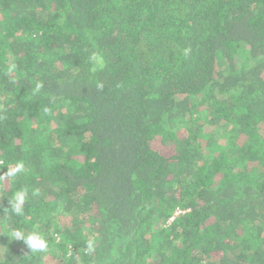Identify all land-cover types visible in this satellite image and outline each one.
Here are the masks:
<instances>
[{"label": "trees", "instance_id": "obj_1", "mask_svg": "<svg viewBox=\"0 0 264 264\" xmlns=\"http://www.w3.org/2000/svg\"><path fill=\"white\" fill-rule=\"evenodd\" d=\"M0 264H264V0H0Z\"/></svg>", "mask_w": 264, "mask_h": 264}, {"label": "clouds", "instance_id": "obj_2", "mask_svg": "<svg viewBox=\"0 0 264 264\" xmlns=\"http://www.w3.org/2000/svg\"><path fill=\"white\" fill-rule=\"evenodd\" d=\"M42 85L36 84V90L38 91ZM25 164L23 161H17L13 166L7 168L6 175L8 177H16L18 174L24 171ZM28 198V189L20 188L11 197L10 209L15 215H21L23 213V205ZM12 240L22 241L32 252L43 253L48 249L47 238L37 231L25 232L23 229L15 228L10 233ZM91 248V245H89Z\"/></svg>", "mask_w": 264, "mask_h": 264}]
</instances>
